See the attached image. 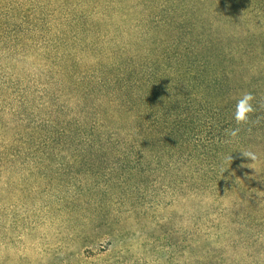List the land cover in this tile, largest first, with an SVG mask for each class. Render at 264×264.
I'll return each mask as SVG.
<instances>
[{
    "label": "rangeland",
    "instance_id": "1",
    "mask_svg": "<svg viewBox=\"0 0 264 264\" xmlns=\"http://www.w3.org/2000/svg\"><path fill=\"white\" fill-rule=\"evenodd\" d=\"M138 2L0 0V264H264V238L197 198L200 171L218 170L224 189L243 177L207 144L209 128L196 122L186 156L76 133L107 106L90 110L61 83L137 43Z\"/></svg>",
    "mask_w": 264,
    "mask_h": 264
},
{
    "label": "trees",
    "instance_id": "2",
    "mask_svg": "<svg viewBox=\"0 0 264 264\" xmlns=\"http://www.w3.org/2000/svg\"><path fill=\"white\" fill-rule=\"evenodd\" d=\"M138 1L136 18L128 20L137 43L126 38L111 51L119 54L108 53L109 63H92L98 75L91 71L75 76L74 84L70 77L61 83L65 91L75 89L90 110L107 106L90 128L79 125L76 133L87 141L131 142V151L186 156L196 122L206 126V142L219 161H229L243 177L224 189L218 170L200 171L197 198L233 209L234 225L264 238V0ZM244 93L253 94L255 110L246 124L237 125L235 106ZM237 127L238 135L231 136ZM240 201L256 207L247 209L252 215L239 216Z\"/></svg>",
    "mask_w": 264,
    "mask_h": 264
},
{
    "label": "clouds",
    "instance_id": "3",
    "mask_svg": "<svg viewBox=\"0 0 264 264\" xmlns=\"http://www.w3.org/2000/svg\"><path fill=\"white\" fill-rule=\"evenodd\" d=\"M254 96L251 93H244L242 97L237 101L235 106L234 119L237 125L246 124L249 121L250 114L254 112V106L252 101ZM240 128L233 129L230 133L231 136L235 137L238 135ZM242 155L246 158L255 160V155L251 152H244Z\"/></svg>",
    "mask_w": 264,
    "mask_h": 264
}]
</instances>
